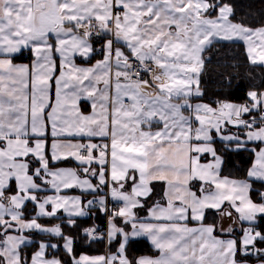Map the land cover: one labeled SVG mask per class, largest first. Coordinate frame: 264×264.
Returning a JSON list of instances; mask_svg holds the SVG:
<instances>
[{
  "label": "snow or ice",
  "instance_id": "obj_1",
  "mask_svg": "<svg viewBox=\"0 0 264 264\" xmlns=\"http://www.w3.org/2000/svg\"><path fill=\"white\" fill-rule=\"evenodd\" d=\"M231 45L264 67V9L0 0V264H67L57 249L71 264H264V74L243 102L228 99L231 75L210 102L202 87L214 57L237 66ZM241 152L251 160L244 177L223 175L226 157ZM69 162L76 167L57 166ZM75 189L81 195L65 194ZM93 209L106 230L82 228L85 242L118 240L115 251L76 256L62 224L39 222L62 212L78 227ZM209 210L239 227L206 223ZM140 239L154 254L130 258Z\"/></svg>",
  "mask_w": 264,
  "mask_h": 264
},
{
  "label": "trees",
  "instance_id": "obj_2",
  "mask_svg": "<svg viewBox=\"0 0 264 264\" xmlns=\"http://www.w3.org/2000/svg\"><path fill=\"white\" fill-rule=\"evenodd\" d=\"M233 4H235L237 8V15L240 14V9L244 8L245 10H252L256 12H260L264 9V0H231ZM229 45L225 44L221 48V52L217 55H222L224 50L228 48ZM234 49V57L236 62V67H225L223 64H217L215 61V57L211 63H209L206 67V71L209 73L208 76L202 79V87L205 90L204 100L206 102H210L213 99H216L218 96L222 95L221 91H218L220 87V81L224 76L231 75L233 77V86L231 89V93L228 96V99L243 102L245 99V94L249 90V86L251 84H255L259 80H261L262 75L264 74V67H253L250 66L246 56L244 55V50L242 45H231ZM28 57H20L17 60H26ZM95 58V57H94ZM231 59V58H229ZM251 74V75H249ZM221 145L217 144L219 148ZM250 154L247 152L230 153L226 157V163L223 169V175H231L234 177H244L247 168L250 165ZM70 163V162H69ZM258 187V185H257ZM32 204H28L25 208L26 217L31 215L32 213ZM95 212V216H88L86 218H76L78 227H69L64 221H57L58 218H40V221L43 223H55L59 222V224L63 225V232L65 235H70L75 237V254L78 256L80 253L87 254H96L101 253L104 250V241L99 243H86V238L83 237L81 229L84 227H91L92 225H98L100 228L104 226L105 216L103 213L98 212L96 209L92 210ZM211 213V212H209ZM209 219V217H208ZM206 219V220H208ZM261 226L264 227V221L260 222ZM35 240H54L58 241L59 238L46 236L43 234H35ZM63 241L59 240L61 244ZM32 247H35L34 245ZM27 251V250H26ZM153 253V249L148 245V243L140 239L138 242H134L130 244L128 248V256L130 258L135 257L140 254ZM56 255L62 257L67 264H71L70 258L63 252L62 249H57L55 252Z\"/></svg>",
  "mask_w": 264,
  "mask_h": 264
},
{
  "label": "crops",
  "instance_id": "obj_3",
  "mask_svg": "<svg viewBox=\"0 0 264 264\" xmlns=\"http://www.w3.org/2000/svg\"><path fill=\"white\" fill-rule=\"evenodd\" d=\"M27 59L26 60H17L16 62L17 63H29L30 60H31V56L30 55H27ZM99 57H93L92 61L91 62H94L95 59H97ZM78 63H80L81 61L78 60L77 61ZM53 95H54V87H53ZM206 102V101H205ZM81 110L85 113L89 112L91 109L89 107L88 104L86 103H82L81 105ZM81 142H85L84 140H81ZM94 142H96V140H94ZM57 166H71V167H76V164L75 162H70L68 163L67 165H57ZM250 166V165H249ZM234 177V176H233ZM236 178H243V177H236ZM96 181L93 180V183H95ZM157 189L159 190V188L161 187L160 185H157L156 186ZM107 191V189H105V192ZM46 194H52V191L49 190V192L47 193H41V195H46ZM67 195H81V191L79 189H75V190H67V192L65 193ZM103 193H99L97 195H102ZM93 197L91 195H88V194H84L83 195V199L85 200H88V199H92ZM156 197H154L153 199H155ZM110 199V198H109ZM114 202V201H113ZM116 203V202H115ZM149 204H151V201H149ZM211 212V213H209ZM146 213V209L145 210H142L141 211V215H144ZM34 213L32 212L31 215L27 216L26 219L28 218H31V216L33 215ZM105 216V215H104ZM233 216H235V213L233 212ZM88 217V216H87ZM209 217V219H208ZM42 218H62V221H65L66 220V216L64 213H59L57 217H42ZM78 218H86V217H78ZM207 219L205 222L206 223H215L217 224L218 227H224V228H227L229 227L230 225H233L234 227H239L238 224L234 225L233 224V220L227 218V217H224V216H221V215H218L216 214L214 211L212 210H209L208 211V214H207ZM39 222L44 225V226H52V225H55V224H59V222H55V223H43V221H40ZM106 222H107V217L105 216V223H104V230H106ZM246 226V225H245ZM40 234H43V235H46V236H50V234H47V233H40ZM239 234V233H237ZM33 237L35 236V234H32ZM144 240V239H143ZM39 241V240H38ZM52 243H56L57 241H54V240H50ZM146 241V240H145ZM147 242V241H146ZM63 243V242H62ZM61 243V245H62ZM118 243L119 241H113L112 244L109 246L108 243H107V239L104 240V250L101 252V253H96V254H88V255H100V254H105L107 251L111 250V251H115L116 247L118 246ZM148 243V242H147ZM148 245L150 246V244L148 243ZM151 247V246H150ZM81 254V253H80ZM79 254V255H80ZM87 254V253H86ZM154 254V250H153V253H146V254H140V255H137L135 257H138V256H141V255H153ZM78 255V256H79Z\"/></svg>",
  "mask_w": 264,
  "mask_h": 264
},
{
  "label": "built area",
  "instance_id": "obj_4",
  "mask_svg": "<svg viewBox=\"0 0 264 264\" xmlns=\"http://www.w3.org/2000/svg\"><path fill=\"white\" fill-rule=\"evenodd\" d=\"M101 43H103L102 40H101V41H97V43H96V47H99ZM109 205H110V206H115V202H113V201H111V199H109ZM100 229H101V230H104V229H102V228H100Z\"/></svg>",
  "mask_w": 264,
  "mask_h": 264
},
{
  "label": "rangeland",
  "instance_id": "obj_5",
  "mask_svg": "<svg viewBox=\"0 0 264 264\" xmlns=\"http://www.w3.org/2000/svg\"><path fill=\"white\" fill-rule=\"evenodd\" d=\"M57 221H59V222H63V221H62V218H58ZM252 264H255V259H254V258L252 259Z\"/></svg>",
  "mask_w": 264,
  "mask_h": 264
}]
</instances>
